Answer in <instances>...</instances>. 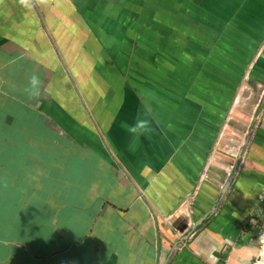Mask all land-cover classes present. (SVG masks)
Listing matches in <instances>:
<instances>
[{
    "label": "crops",
    "instance_id": "0c3cea01",
    "mask_svg": "<svg viewBox=\"0 0 264 264\" xmlns=\"http://www.w3.org/2000/svg\"><path fill=\"white\" fill-rule=\"evenodd\" d=\"M31 73L42 82L38 99L23 92ZM247 88L263 90L251 114L242 108L252 100ZM142 111L153 131L133 150L121 123ZM37 148L43 162L67 159L71 187L57 189L56 202L16 206L31 193L16 195L4 165ZM82 149L108 168L88 203ZM6 187L14 197L7 221L0 208V264L264 260V235L255 234L264 200V0H55L32 9L3 0L0 195Z\"/></svg>",
    "mask_w": 264,
    "mask_h": 264
},
{
    "label": "rangeland",
    "instance_id": "374dc122",
    "mask_svg": "<svg viewBox=\"0 0 264 264\" xmlns=\"http://www.w3.org/2000/svg\"><path fill=\"white\" fill-rule=\"evenodd\" d=\"M248 91H251L253 93L252 100H244L242 103V108L245 109L247 114H251L252 108L255 106V104L258 102V99L260 96H262V89H254L251 88L250 90L247 88L246 93L248 96L250 93ZM245 93V97H247ZM248 98V97H247ZM249 125V122L248 124ZM244 125H242V128ZM243 131L245 129H242ZM245 133V131H244ZM244 133L243 136L245 135ZM244 140V137H242V141ZM242 149V148H241ZM215 150V149H214ZM247 149H245L246 151ZM40 148L34 149L33 152L29 151L28 156H25L24 153L20 152L19 159H16L14 164L10 166L11 169H8L9 167L4 165V168L6 170L11 171L12 173H15L16 180L13 181L11 179H5L6 183L11 186V188H17L16 195L21 193V190L19 188L23 189H29L31 195L23 196L22 199H19L17 197L16 200H18V206L19 204L26 203L27 201L29 203H38V199L41 197L48 198L49 202H56L57 199V189L63 188L66 186H70L68 184V180H72V167L71 164L66 160V162H63L61 159L57 160V162L53 164H49L46 162L41 161L39 158L40 155ZM213 152L210 157H213ZM55 156L57 155L56 151L53 152ZM51 155V154H50ZM244 157V156H243ZM21 158V159H20ZM237 159V155L230 156L229 159ZM243 159V158H242ZM81 165H80V185L79 189L81 190V202L82 203H88L89 199H92V197L95 198V195L101 194L102 192H99L104 187L105 182V171H108L107 165L104 163L102 159H93L92 155L88 153L87 150L82 149L81 151ZM70 166V168H68ZM95 173H97V176H95ZM69 176V177H68ZM96 178L95 179H90ZM97 190V191H96ZM35 191V192H34ZM36 194V195H35ZM37 194L39 196H37ZM14 197V196H12ZM11 196H9L8 189L2 191L0 195V208L2 210V213L4 214V218L7 221V214L9 209V199H12ZM264 198V197H263ZM26 199L27 201H25ZM260 219L261 222H264V212L261 211ZM261 222L255 223L257 226V229L260 233H263L264 235V225L261 224ZM7 229V228H6ZM25 229H21V232H24ZM34 234L38 231V229H29ZM262 247L264 246V240L262 242ZM264 252V247L263 250Z\"/></svg>",
    "mask_w": 264,
    "mask_h": 264
},
{
    "label": "clouds",
    "instance_id": "9594fccd",
    "mask_svg": "<svg viewBox=\"0 0 264 264\" xmlns=\"http://www.w3.org/2000/svg\"><path fill=\"white\" fill-rule=\"evenodd\" d=\"M3 0H0L2 3ZM18 3L26 8L32 9L33 7L43 6L47 7L53 3L55 0H18ZM41 79L36 73H31L28 77L27 84L23 88V92L27 99H38L41 93ZM148 115L147 111H142L138 114V118L134 123L128 124L127 122H122L121 127L125 129L129 134L132 135L133 140L130 148L134 150V147L138 145L141 136H148L152 133L153 129L151 127V121L146 118ZM264 239V237H262Z\"/></svg>",
    "mask_w": 264,
    "mask_h": 264
},
{
    "label": "water",
    "instance_id": "95a60500",
    "mask_svg": "<svg viewBox=\"0 0 264 264\" xmlns=\"http://www.w3.org/2000/svg\"><path fill=\"white\" fill-rule=\"evenodd\" d=\"M231 183H232V179H229L228 182L226 183V185H225L223 191H222V194H221V196H220V201L225 197V195H226V193H227V191H228V189H229ZM209 217H211V216H210V215L207 216L203 221H206V219H208ZM203 221L200 222V223H198V224H196V225H194V226L192 227L191 231H189V233H188L187 236L189 237L190 235H192L193 232L197 229V227H199L200 225L203 224ZM186 229H188V225H187V224H185V225H183L181 228H179V231H181V233H184V232L186 231ZM219 257H220V255H219Z\"/></svg>",
    "mask_w": 264,
    "mask_h": 264
},
{
    "label": "trees",
    "instance_id": "16d2710c",
    "mask_svg": "<svg viewBox=\"0 0 264 264\" xmlns=\"http://www.w3.org/2000/svg\"><path fill=\"white\" fill-rule=\"evenodd\" d=\"M261 208H262V210H263V212H264V200L262 201V203H261ZM211 220V218L209 217L208 219H206V222L207 221H210ZM261 221H259V223H260ZM261 224H263L264 225V222H261ZM258 233V229H257V231H255V234H257Z\"/></svg>",
    "mask_w": 264,
    "mask_h": 264
},
{
    "label": "built area",
    "instance_id": "2783aa9c",
    "mask_svg": "<svg viewBox=\"0 0 264 264\" xmlns=\"http://www.w3.org/2000/svg\"><path fill=\"white\" fill-rule=\"evenodd\" d=\"M254 264H264V260L261 257L260 259L256 260Z\"/></svg>",
    "mask_w": 264,
    "mask_h": 264
}]
</instances>
